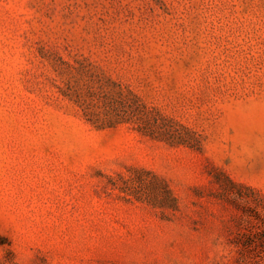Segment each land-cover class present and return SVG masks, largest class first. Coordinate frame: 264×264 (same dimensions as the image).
<instances>
[{"label": "rangeland", "instance_id": "rangeland-1", "mask_svg": "<svg viewBox=\"0 0 264 264\" xmlns=\"http://www.w3.org/2000/svg\"><path fill=\"white\" fill-rule=\"evenodd\" d=\"M263 246L264 0H0V264Z\"/></svg>", "mask_w": 264, "mask_h": 264}, {"label": "trees", "instance_id": "trees-1", "mask_svg": "<svg viewBox=\"0 0 264 264\" xmlns=\"http://www.w3.org/2000/svg\"><path fill=\"white\" fill-rule=\"evenodd\" d=\"M263 230L261 229L260 231H254L251 229H246L244 232L242 231L241 234L237 237V239L234 241L235 244L242 245L246 250H249L251 247L255 246L257 243H259V238L258 236L261 235V232ZM264 247V246H263ZM249 261L251 260H245V263H240V264H250ZM262 259H256L254 258L252 260V264H264L261 262Z\"/></svg>", "mask_w": 264, "mask_h": 264}]
</instances>
